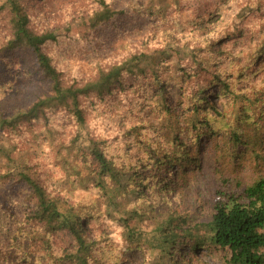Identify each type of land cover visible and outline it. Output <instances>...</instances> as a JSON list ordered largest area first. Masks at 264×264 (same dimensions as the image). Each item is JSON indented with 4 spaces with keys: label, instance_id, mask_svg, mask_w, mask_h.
Masks as SVG:
<instances>
[{
    "label": "trees",
    "instance_id": "1",
    "mask_svg": "<svg viewBox=\"0 0 264 264\" xmlns=\"http://www.w3.org/2000/svg\"><path fill=\"white\" fill-rule=\"evenodd\" d=\"M211 1L169 0L154 5L152 0H0V90L4 88L1 83L11 75L27 77L29 82L36 81L48 89V94L37 97L26 110L11 114L0 110V202L10 188L18 189L28 197V216L32 221L53 231L69 230L74 245L64 248L62 254L53 255L52 244L46 243L48 251L45 254L51 261L102 264L101 255L92 249L100 238L88 239L78 230L80 217L75 216L72 203L47 192L40 164L30 163L18 153L15 141L7 135L5 128L12 129L20 121L35 118L45 107L63 108L77 125L83 127V100L93 96L114 99L128 77L148 73L157 78L154 74L162 71L167 57L156 55L148 45L154 42L156 33L170 35L173 32L170 40L187 47L191 57L198 54V64L209 68L210 71L206 70L210 79L204 89L192 94L180 87L173 90L178 98L187 101V107L181 110L186 135L180 138L177 130L169 140L171 146L179 148L173 152L175 157L154 147L150 153H165L159 162L160 172L163 169L168 173L172 166H181L171 172L176 179L185 180L193 171L191 174H201L197 168H201L203 162L211 166L212 178L221 187L212 196V213L208 221L188 225L187 216L178 220L174 214L168 222L160 221L159 230L169 245L166 254H172L176 246L187 241L194 252L203 247L225 252L221 254L222 264H264V176L256 175L249 180L239 176L230 178L220 169L221 162L232 156L243 158L248 154L264 162V9L260 10L264 0H215L214 5ZM233 2L243 12L239 14L240 21L229 26L236 31L242 28L241 33L250 38L247 46L234 56L226 53L223 58H218L222 43L231 36L228 24L222 27L225 23L223 13H229V22H236L232 18ZM168 4H173L174 10L189 8L191 11L193 7L195 15L184 28L172 31L167 26V14H164ZM206 6L208 11L205 12ZM257 11L261 12L257 28L244 30L248 25L244 23L247 16ZM97 30L119 32V37L113 45L102 44L93 38ZM70 36L86 44L84 49L77 48L75 54L86 64L95 63L88 76L77 71L67 76L57 68L54 45ZM121 49H128V52ZM188 74H192V69ZM242 79L249 85L251 82L255 86L261 85V90H253L250 94L249 85L244 88L238 85ZM162 90L164 92V87ZM212 92L220 101L218 106L208 98ZM162 105L160 112L169 105L166 98ZM203 138L207 143L201 142ZM78 141L79 134H76L71 143L78 150L81 171L72 170V181L85 189L90 179L105 200L95 197L89 202V217L93 219L99 212L109 209L108 217L120 221L131 239L129 235L133 232L127 223L139 218L144 222L148 212L152 213L155 208L153 205L145 207L144 194L148 185L141 180L134 166L123 160V155L113 159L115 154L106 149L104 139L88 140L83 146ZM127 143L123 141L124 149H128ZM128 155L124 154L136 161L133 155ZM154 174L153 185L159 191H166L169 187L164 184L165 177L159 172ZM89 254L97 255L90 260ZM175 260L177 264L181 258ZM41 261L42 258L38 263Z\"/></svg>",
    "mask_w": 264,
    "mask_h": 264
},
{
    "label": "rangeland",
    "instance_id": "2",
    "mask_svg": "<svg viewBox=\"0 0 264 264\" xmlns=\"http://www.w3.org/2000/svg\"><path fill=\"white\" fill-rule=\"evenodd\" d=\"M152 1L154 5H158L169 0ZM211 2L215 4V0ZM232 9V18L236 22H229V13L226 12L224 15V12L223 28L226 23L229 26L240 21L239 14L243 11L235 2ZM263 9L264 5L260 10L263 11ZM206 11L208 6L205 8ZM195 12L196 9L193 7L191 11L189 8L174 10L173 4H168L164 10V14H167L169 19L167 26L172 31L181 30L193 18ZM260 15V11L249 14L244 22L248 24L244 30L247 28L255 30L259 25L257 22ZM228 29L231 36L222 43L218 58H223L226 53L234 56L241 48L247 46L250 38L248 34L241 33L242 28L241 31H236L232 26ZM172 34L173 32L170 35L156 33L154 42L148 45L156 51V55L163 54L162 57H167L162 71L154 74L157 78H153L148 73L128 77L123 80L124 87L116 93L114 99L108 100L105 99L106 97L97 99L93 96L83 100V127L77 125L63 108L45 107L35 118L20 121L12 129L5 128L7 135L15 141L18 153L28 162L40 164V169L45 174L43 182L47 192L72 203L75 216L80 217L81 227H78V230L88 239L100 238L98 244L92 249L94 253L101 255L102 264H176V258H181L177 264H222L224 262L221 254L225 252H217L206 247L194 252L187 241L176 246L172 254H166L169 245H166V239L159 230L160 221L168 222L172 214L178 220L180 217L187 216L188 225L208 221L212 213V196L216 189L221 187L220 183L216 184L212 178L211 166L208 167L203 162L201 168H197L201 174H191L193 171L186 175L185 180L180 177L176 179L171 172L179 170L181 166H172L171 171H168L170 174L166 176L165 174L168 173L163 169H161L162 172L158 171L160 170L159 162L165 153L160 155L150 153L151 147H154L155 150L163 149L172 153L175 157L173 152L179 148L176 145L171 146L169 140L173 132L177 130L180 138L186 135L184 134L185 120L181 110L187 107V101L178 98L173 90L180 87L192 94L204 89L203 86L207 85V80L210 79L207 71L209 68L204 64L200 66L198 64L199 55L191 57L187 47L179 46L170 40ZM118 35L119 32L111 30H97L93 38L99 39L102 44L113 45ZM80 43L75 36H70L60 39L54 45L56 47L54 61L57 68L65 72L67 76L76 71L88 76L95 67V63L86 64L85 60L75 54L77 48L80 50L86 46L85 43ZM120 51L126 53L128 49ZM189 69H192L190 76ZM13 76L11 75L4 83H1L4 87L0 90L2 112L11 114L16 110H26L37 97L48 94V89L42 84H37L36 81L29 82L27 77L14 78ZM242 80L238 81L241 88L249 85L244 79ZM249 88V93L253 94V90H261V85L255 86L251 82ZM213 94V92L209 93L208 98L218 106L220 101ZM164 98L169 105L166 110L163 109L160 112ZM262 106L264 107V100ZM76 134H79L77 143L82 146L84 143L87 144L88 140L104 139L106 149L115 154L113 159H120V154L123 155V160L132 164L140 174L141 180L148 185L144 194L145 207L149 208L153 205L154 210L157 211L148 212L144 222L139 218L135 222L127 223L133 232V235H129L131 239L127 237L126 229L120 221H114L108 217L111 213L109 209L99 212L93 219L89 217L87 213L89 202L95 197L98 200H105L100 197L97 186L90 179L85 189L72 181V170L81 171L78 150L71 143ZM124 140L129 142L128 149L123 147ZM201 142L207 143L204 138ZM187 143L189 144V140ZM126 153L133 155L136 161L125 157ZM247 155L243 158L232 156L231 159L229 158L230 161L225 159L226 161L220 164L221 171L225 176L230 178L239 176L243 180H249L256 175L264 176V162L249 155L247 158ZM155 172L165 177L164 184L165 186L168 184L169 187L166 191H159L153 185ZM203 175L207 182L202 180ZM171 178L173 182L169 183ZM184 182H186L185 186L182 185ZM192 182L196 184L192 185ZM26 198L28 199L27 195L24 197L18 189L10 188L2 203L0 202V264H34V262L35 264H72L69 261H51L46 257L47 242L49 246L52 244L53 255L62 254L64 248L74 245L73 236L67 229L53 231L37 221H32L28 216L30 209ZM142 204L141 200V206ZM97 254H89V259L91 260V257ZM40 258L42 263H38ZM10 259L11 262H9Z\"/></svg>",
    "mask_w": 264,
    "mask_h": 264
}]
</instances>
